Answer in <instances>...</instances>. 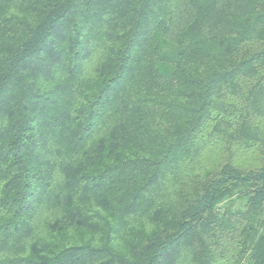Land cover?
I'll use <instances>...</instances> for the list:
<instances>
[{
  "label": "trees",
  "instance_id": "obj_1",
  "mask_svg": "<svg viewBox=\"0 0 264 264\" xmlns=\"http://www.w3.org/2000/svg\"><path fill=\"white\" fill-rule=\"evenodd\" d=\"M0 264H264V0H0Z\"/></svg>",
  "mask_w": 264,
  "mask_h": 264
}]
</instances>
